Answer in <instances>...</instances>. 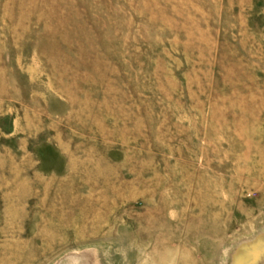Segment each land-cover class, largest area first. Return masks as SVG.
<instances>
[{"label": "rangeland", "instance_id": "1", "mask_svg": "<svg viewBox=\"0 0 264 264\" xmlns=\"http://www.w3.org/2000/svg\"><path fill=\"white\" fill-rule=\"evenodd\" d=\"M0 264H264V0H0Z\"/></svg>", "mask_w": 264, "mask_h": 264}]
</instances>
